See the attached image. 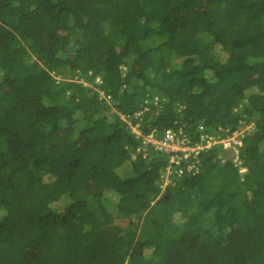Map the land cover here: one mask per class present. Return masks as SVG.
Listing matches in <instances>:
<instances>
[{
	"label": "trees",
	"instance_id": "1",
	"mask_svg": "<svg viewBox=\"0 0 264 264\" xmlns=\"http://www.w3.org/2000/svg\"><path fill=\"white\" fill-rule=\"evenodd\" d=\"M0 264H264V0H0Z\"/></svg>",
	"mask_w": 264,
	"mask_h": 264
},
{
	"label": "clouds",
	"instance_id": "2",
	"mask_svg": "<svg viewBox=\"0 0 264 264\" xmlns=\"http://www.w3.org/2000/svg\"><path fill=\"white\" fill-rule=\"evenodd\" d=\"M167 130H170L172 132L173 138L168 140L166 143H164L165 132ZM137 132L138 134H140V131ZM142 139H143V149H145L147 147V144L149 143L154 144L153 146L155 148L162 150L164 152H170L171 155L169 157V161L178 165L180 164L181 159H186L189 156L191 151H193L194 154H197L199 152L198 148L200 147V146H196L193 148L188 146L186 140L183 139L182 137H178L176 133L173 132V130L171 129L164 130L163 135H161V137L159 138L155 136V131H152L142 136ZM179 152H182V154H178ZM180 169L181 168H179V170Z\"/></svg>",
	"mask_w": 264,
	"mask_h": 264
},
{
	"label": "rangeland",
	"instance_id": "3",
	"mask_svg": "<svg viewBox=\"0 0 264 264\" xmlns=\"http://www.w3.org/2000/svg\"><path fill=\"white\" fill-rule=\"evenodd\" d=\"M187 18L188 17L186 16L185 19H187ZM248 82H249V80L245 81V83H248ZM249 127H250V125L244 126L243 129H241L239 131H235L230 137H228V138L223 140V143L227 147V150H226V153H225L226 157L230 158V157H234L235 156V153H236L235 145H236V143H238V144L241 143L239 138L243 134L244 130L246 128H249ZM207 144H209V143H207ZM198 149H201V145H200V147ZM164 180H165L164 184H166L169 181L168 172L165 173V179Z\"/></svg>",
	"mask_w": 264,
	"mask_h": 264
},
{
	"label": "built area",
	"instance_id": "4",
	"mask_svg": "<svg viewBox=\"0 0 264 264\" xmlns=\"http://www.w3.org/2000/svg\"><path fill=\"white\" fill-rule=\"evenodd\" d=\"M151 136V135H150ZM173 138V134L170 130L165 132L164 143Z\"/></svg>",
	"mask_w": 264,
	"mask_h": 264
}]
</instances>
